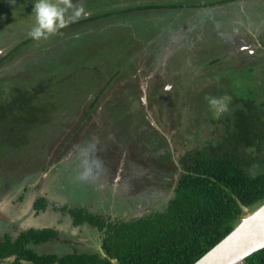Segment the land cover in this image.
<instances>
[{"label":"trees","instance_id":"1","mask_svg":"<svg viewBox=\"0 0 264 264\" xmlns=\"http://www.w3.org/2000/svg\"><path fill=\"white\" fill-rule=\"evenodd\" d=\"M27 1L29 0H15L13 3L12 0H0V24L6 22L5 25L3 23V31L19 21L14 10H21L20 7L23 8ZM234 1L80 0L86 13L61 30L63 35L59 37L67 40L59 45V53L53 47L47 49L45 45L35 44L36 41L29 36L14 43L0 56V69L10 58L23 54L26 48L36 50L38 56L25 58L14 65V70L0 74V130L4 133L9 128L10 133L18 136L16 141L5 144L11 152L7 156H0V172L9 166H13L15 171L20 169L32 172V167L39 164L27 163L42 164L45 159V155L33 149L35 157L24 161L20 152L34 129L52 122L50 117L55 106L45 105L43 97H51L53 94L52 89H49V81H67L69 76L66 77L65 74L78 68L77 70L86 72L87 83L90 82L94 88L99 74L94 69L97 66H108L107 70L112 74L105 82L108 86L115 76L127 70V73L131 72L130 69L134 66L132 62L138 59L134 55L142 52L148 42L152 43L161 35L164 15L159 12L165 14L172 10L206 8ZM117 2L124 5L117 6ZM154 13H159L160 18L151 19L150 14ZM6 17H9V21H15H5ZM201 17L208 19L206 14L200 15L199 19ZM168 19L174 21L172 25L177 22L175 18ZM122 21L125 22L124 25H118ZM205 21H209L211 30L219 38L214 21ZM106 26L107 29H103ZM153 52L151 55L154 56L156 51ZM138 54L140 53L136 55ZM222 57L223 55L210 60V65L224 60ZM123 58L127 60L126 63ZM255 61L241 66H236L240 64L234 61L232 63L235 66L225 61L227 67L221 70L223 78L216 79L211 85L205 84L206 88L203 87L202 92L196 93L189 115L194 116L197 121L189 136L186 135L182 140L184 146L179 145V150H176L177 157H174L176 153L169 147L165 136L156 128L149 126L146 131L150 133L147 134L141 126L142 132L139 131V135L138 131L130 129H140L136 124H143L142 117L139 116L136 124L133 123L132 116L138 112L130 111L131 105L142 104V91L138 83L134 82L130 91L123 93L118 99L115 96L108 97L102 109L105 116L103 123L108 125L104 130L105 134L112 141L120 142H124L129 133L131 136L138 135V153L134 156L138 159L142 157L144 163H157L156 176L167 183L168 189L165 190H171L163 209L124 220L111 219L107 213L94 212L85 206L76 205L67 209L73 225L88 224L102 233L101 248L104 256L96 248L82 249L76 246H72V251L60 255L40 252L38 248L57 239L58 233L53 228L31 227L21 231L16 238L11 239L5 235V239H0V263L13 257L7 264H193L233 229L244 215L245 208L252 209L264 201V80L257 78L256 67L259 63ZM92 62L94 65H91ZM225 71H236L237 83L228 78ZM175 83L178 87L181 81L176 79L174 85ZM100 87L85 112L86 117L95 111L100 102V94L105 89L103 85ZM158 89L160 84L156 82L147 84V101L151 103L154 92ZM221 90L227 91L231 97L228 112L217 118L209 114L212 108L206 100L196 106L199 97L209 96L206 94L208 92L219 97ZM172 92L174 89L165 94L170 96ZM60 121L65 124L64 120L59 119ZM83 121L84 117L73 127L68 138L82 128ZM203 123L220 128L203 139L199 134ZM59 132L55 135L58 136ZM41 136H44L41 140L43 145L53 138L46 135V132L41 133ZM141 153H146L147 157ZM99 160L103 162L107 159L99 156ZM252 163H260L255 173L250 172ZM43 169L46 170L45 164L39 168L40 171ZM24 177H31V174L20 180ZM23 181L26 182L25 179ZM45 201L43 197H39L34 208H44ZM243 264H264V248L249 255Z\"/></svg>","mask_w":264,"mask_h":264},{"label":"rangeland","instance_id":"2","mask_svg":"<svg viewBox=\"0 0 264 264\" xmlns=\"http://www.w3.org/2000/svg\"><path fill=\"white\" fill-rule=\"evenodd\" d=\"M140 1L162 2L166 0ZM35 2L36 0H29L23 8L20 7L21 10H14V15L19 18V21L11 28L3 31L4 22H1L0 56L14 43L28 37V31L35 24L33 11ZM116 5L124 4L117 2ZM81 6L80 3L78 17L86 13ZM172 11L165 14L159 12L164 15L162 17L163 26L160 28L161 35L157 36L152 43L148 42L142 52H137L140 54L134 55L138 59L132 62L134 66L130 69L131 72L127 73V70L115 76L108 86L105 82L112 75L107 70L108 66H97L94 69L95 72H99L97 86L94 88L89 84L90 82L87 83L86 72L77 70L78 68L71 69L68 74H65L66 77L69 76L67 81L51 80L48 82L53 94L51 97L43 96L45 105L57 106L52 110L50 117L52 122L50 125H42L34 129L31 138L29 135L27 143L22 146L20 152L23 154L24 161L34 158L36 152L45 155L42 164L46 165V170L39 172L42 165L40 163H27L39 165L32 167V172L22 171L18 169L20 167H16L18 171H15L13 166L0 172V176L12 179L5 181L0 187V223H9L11 225L9 229L13 235H16L17 228L22 230L32 224H37L39 214L42 213L41 215L44 214L48 218L50 216L51 219L50 222L45 223L44 227L55 228L62 234V246L70 247L71 239L81 241L83 244L91 239L96 248V243H101L102 233L89 225L73 227L66 210H57L53 215L54 204L60 208L66 204L85 206L94 212L107 213L111 219L124 220L140 217L151 211L162 210L171 190H165L168 189L167 183L163 179L161 181L160 176H156L157 163H144L142 157L138 159L134 156L138 153V135L139 131L142 132L141 126L143 131L150 126L162 133L169 147L173 152L175 151L174 157H177L176 150H179V145L184 146L182 140L189 134L191 128L195 127L197 121L194 116L189 115L195 103L193 99L197 96L196 93L202 92L203 87L206 88L205 84L211 85L216 79L223 78L221 70L227 67L226 62L235 66L232 63L234 61L240 64L236 66H241L252 64L251 61L256 60L255 62L259 63L256 67L257 78L264 80V0H235L212 7ZM159 13L150 14L151 19H159ZM203 14L214 21L218 28L219 38L211 30L209 21H205L208 20L207 18L199 19V16ZM78 17H74L73 20ZM168 17L175 18L177 22L172 25L174 21L169 20ZM13 20L15 21V19L9 21V17L5 18V21L12 22ZM124 23L122 21L118 25L122 26ZM103 29H107V26ZM161 36L164 38L162 39ZM66 40L65 37L58 35V37L53 36L47 40L36 41L35 44L45 45L47 49L53 47L59 53V45ZM152 51L153 53L156 51L154 56L151 55ZM221 55L224 60L210 65V60L220 58ZM34 56H38L36 50L26 48L23 54L10 58L9 62L0 69V74L10 69L14 70L16 63ZM122 60L125 61L124 63L127 61L124 58ZM91 65H94V62ZM225 72L228 78L235 80L236 71L231 72L232 74L229 71ZM43 79L46 80L45 77ZM176 79L181 81L178 87H176L178 82L174 85ZM134 82L139 84L142 91V104L131 105L130 111L138 112L132 116L135 119L133 123L136 124L139 116L142 117L143 124L140 122L136 124L140 129L130 128L132 131H138V135L131 136L132 134L129 133V137L124 139L125 143L112 141L109 137L107 138L104 131L108 125L103 123L105 117L102 111L103 105L108 97L115 96L117 99L122 97L123 93L130 91ZM149 82L160 84V89L154 92L151 103L146 99V87ZM100 85L105 88L103 94H100V102L95 111L86 117L85 112L93 101L95 93L100 91ZM262 85L264 86V82ZM171 89H174V92L170 96L168 93L165 94ZM206 94L212 96L209 92ZM219 94V97L229 96V93L224 90H221ZM203 100H205V95L196 100V106H199ZM209 114L215 117L213 109ZM82 117H84V125L76 134L68 138L74 130L73 127ZM59 119L64 120L65 124L59 122ZM219 128L217 125L209 126L203 123L199 134L204 139ZM57 131H60L58 136L55 135ZM45 132L53 138L43 145L41 140L44 136L40 137V134ZM146 133L149 134L150 131ZM17 139L18 136L13 132L10 133L9 128H6L4 133L0 130V156H7L11 151L6 143ZM33 149L36 152H33ZM105 153L106 156H104ZM25 154L27 155L24 156ZM141 154L147 157L146 153ZM99 156L107 160L100 162ZM88 161L91 162L88 163ZM252 164L250 172L255 173L260 163ZM25 173L28 176L37 173L39 179L30 184H21L19 187L10 185L11 182L15 184L21 177L27 175ZM25 188L26 191L21 200ZM39 195L49 199V203L46 210L36 213L32 210V205ZM250 210H244V213ZM45 219V217L40 218V220ZM3 229L7 230L8 227ZM50 249V246L39 247L40 252H53ZM57 251L61 252L62 249ZM11 260L12 258L7 261Z\"/></svg>","mask_w":264,"mask_h":264},{"label":"water","instance_id":"3","mask_svg":"<svg viewBox=\"0 0 264 264\" xmlns=\"http://www.w3.org/2000/svg\"><path fill=\"white\" fill-rule=\"evenodd\" d=\"M262 248H264V201L250 212L244 213L233 229L193 264H243L249 255ZM96 249L102 256L105 255L101 243H96Z\"/></svg>","mask_w":264,"mask_h":264},{"label":"clouds","instance_id":"4","mask_svg":"<svg viewBox=\"0 0 264 264\" xmlns=\"http://www.w3.org/2000/svg\"><path fill=\"white\" fill-rule=\"evenodd\" d=\"M14 3L15 0H12ZM35 24L27 35L34 41L47 40L56 35H63L62 29L68 27L74 17L80 14V7L75 0H36L33 5ZM205 100L213 109L214 115L228 112L229 96H205Z\"/></svg>","mask_w":264,"mask_h":264},{"label":"flooded vegetation","instance_id":"5","mask_svg":"<svg viewBox=\"0 0 264 264\" xmlns=\"http://www.w3.org/2000/svg\"><path fill=\"white\" fill-rule=\"evenodd\" d=\"M39 172H41V171H39ZM29 178V179H28ZM25 179V181L26 182H24L23 180ZM26 179H28V180H26ZM39 179V176L37 175V173H32V175H31V177H24L23 178V180H20V181H18L17 183H15L14 184V182H11L10 183V185L11 186H16V187H19L21 184H30L31 182H34L35 180H38ZM9 180V177H7V176H1V178H0V187L2 186V184L5 182V181H8ZM12 180V179H11ZM11 180H9V181H11ZM29 188V187H28ZM30 189V188H29ZM25 191H26V188L23 190V192H22V196H21V200H23V194L25 193ZM38 194V193H37ZM39 197H43V196H38L36 199H38ZM46 201V205H45V207L44 208H42V209H35L34 208V203H35V201H36V199L34 200V202H33V205H32V210L33 211H35L36 213L37 212H43V211H41V210H46L47 209V206H48V200H47V198L46 197H43ZM70 204V203H69ZM74 206V205H73ZM73 206H71V204L70 205H65L64 207H65V209H62V208H60V206L58 207V206H56L55 204H54V209H53V215H55L56 214V211L57 210H62V211H67V209H69L70 207H73ZM42 213H40L39 214V218L37 219V221L38 222H36L37 224H32V225H30L28 228H48V227H44V226H46L45 225V223L48 221V222H50V216H49V218L48 217H46L44 214L43 215H41ZM66 214L69 216V218L71 219V225L73 226V227H82V226H84V225H88V224H82V225H79V226H75V225H73V222H72V217L70 216V214H69V212L67 211L66 212ZM41 217H45L46 219L45 220H40V218ZM48 218V219H47ZM10 224L9 223H6V222H1L0 223V239L2 240V239H5L4 238V236L5 235H7L9 238H11V239H13V238H16L17 237V235L21 232V231H23V230H26V229H28L27 227L26 228H23L22 230H20V229H18L17 228V232H16V235H13V233H11V229H9V227H11V225L9 226ZM8 227V229L6 230V229H3V228H5V227ZM14 226V225H13ZM54 230H56L55 228H53ZM57 231V233H58V238L57 239H54V240H51V241H49V242H47V243H45L44 245H41L40 247H42V248H44L45 246H50L51 247V249H50V251H53V253L54 254H58V255H60V254H62V253H66V252H69V249H70V251H72L71 249H72V246H76V247H78V248H84V249H95L94 248V243H93V240H89L88 241V243L87 242H85V244H83L81 241L80 242H77V241H73V239H71V241H70V243L69 242H67V244L69 243L70 244V247L69 246H62L61 245V241H62V239H63V236H62V234L60 233V231H58V230H56ZM88 240V239H87ZM77 242V243H76ZM59 249H62V251L61 252H58L57 250H59ZM38 250H39V248H38ZM49 252V251H48ZM47 253V252H46ZM10 258H12L13 259V257H10ZM10 258H6L5 260H3V262L2 263H0V264H4V263H9L7 260L8 259H10Z\"/></svg>","mask_w":264,"mask_h":264}]
</instances>
